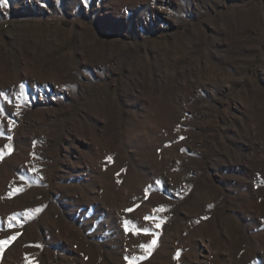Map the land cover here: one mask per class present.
<instances>
[{"label":"rangeland","instance_id":"1","mask_svg":"<svg viewBox=\"0 0 264 264\" xmlns=\"http://www.w3.org/2000/svg\"><path fill=\"white\" fill-rule=\"evenodd\" d=\"M0 241L264 264V0L0 2Z\"/></svg>","mask_w":264,"mask_h":264},{"label":"snow or ice","instance_id":"2","mask_svg":"<svg viewBox=\"0 0 264 264\" xmlns=\"http://www.w3.org/2000/svg\"><path fill=\"white\" fill-rule=\"evenodd\" d=\"M0 2H3V0H0ZM20 87H21V94H22L23 93L24 86L21 85ZM108 159L111 160V157H109ZM163 210L164 209L161 208V209H158L157 211H163ZM145 219H150V217H145ZM128 223H130V222H126V230H129L128 227H127ZM156 227H159V225L157 224ZM144 232H145V234H149V230L148 229H144ZM3 243H4L3 241H0V244H3ZM155 243H156L155 240H153L148 247L150 248V247L154 246ZM141 247H145V246L144 245H141ZM178 255H179V252L177 253V256Z\"/></svg>","mask_w":264,"mask_h":264}]
</instances>
